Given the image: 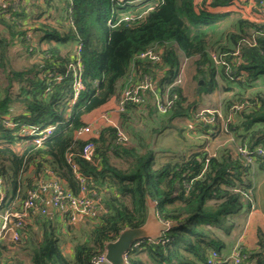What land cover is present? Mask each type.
Here are the masks:
<instances>
[{
    "label": "trees",
    "instance_id": "obj_1",
    "mask_svg": "<svg viewBox=\"0 0 264 264\" xmlns=\"http://www.w3.org/2000/svg\"><path fill=\"white\" fill-rule=\"evenodd\" d=\"M7 1L11 0L0 2V28L6 35L0 33V176L6 190L2 207L17 209L15 196L23 182L27 185L28 180L22 176L30 164L35 173L52 171L63 186L77 192L79 182L67 155L81 174L94 178L96 196L102 204L91 219L80 222L87 224V235L71 240L74 245L70 258L60 247L59 224L44 216L36 218L41 239H27L32 247L29 264H92V258L105 252L106 242L115 240L122 229L145 223L149 201L153 202L157 219L168 223V229L156 242L144 240L137 247L131 246L126 256L128 264H205L212 250L224 258L251 205V167L234 152L223 147L212 155L197 144L196 151L188 157L155 168L153 151L145 147V142L139 144L144 150H137L119 137L118 131H123L120 125H102L91 139L95 146L93 160L87 161L80 156L85 141L76 138L75 131L86 125L82 121L85 114L115 95L118 83L138 81L142 74H148L159 87L158 93L154 90L157 98L162 102L171 100L162 113L167 117L162 128L175 119H188L198 131L215 137L223 132L217 113L206 114L211 118L207 122L194 114L202 95L219 89L207 54L209 45L216 42L223 22L230 19L236 30L229 34V41L238 57L231 60L228 51L218 45L225 53V62L231 63L229 77L240 85L264 80V22L233 18L230 12H206L198 8L195 0H43L44 5L37 4L31 16L33 30L39 36L34 41L47 42L43 49L39 43L31 46L25 21L16 19L27 12H17ZM29 1L33 8L37 0ZM231 2L202 0L201 4L215 7ZM19 4L18 9L25 10L26 6ZM17 42L22 43L28 60L34 57L19 70L12 66L10 54V47ZM76 43L80 45L83 88L73 101V78L68 65L75 60ZM149 49L159 54V61L137 57ZM178 52L193 61L192 79L196 84L192 97L174 83L179 69ZM223 71L224 66V76ZM140 93L152 101L147 104L151 113L159 114L154 92L141 89ZM248 103L234 111L227 102L226 134L232 133L249 149L264 150V96H256ZM14 104L21 105L24 113L12 114ZM138 104L126 103L124 111H135ZM6 117L12 126L3 124ZM47 124L54 128L40 146L27 142L20 134L23 126ZM16 141L24 143L18 150L14 148ZM255 162L264 168V156H257ZM29 188L27 185L19 194V201ZM7 244L23 248L21 234L14 241L9 232L0 241V264H16L5 254ZM239 252L246 255L243 264H264V234L257 232L255 250L239 246Z\"/></svg>",
    "mask_w": 264,
    "mask_h": 264
},
{
    "label": "built area",
    "instance_id": "obj_2",
    "mask_svg": "<svg viewBox=\"0 0 264 264\" xmlns=\"http://www.w3.org/2000/svg\"><path fill=\"white\" fill-rule=\"evenodd\" d=\"M253 3L254 8H256L257 11L260 12L258 14H264V11L262 10L264 0H253ZM79 46V44H75L76 57L75 60L71 61V63L68 65L73 78V101L77 96L79 90L83 88L81 82L82 65L78 57ZM137 57L140 59H147L151 62H156L160 59L159 54L156 53L153 49L140 52ZM224 64L227 65L225 62ZM227 70L230 72V68H228ZM182 73L183 70L179 68L178 74L175 77V84L181 82ZM127 82L128 85L126 84V87L122 88L119 94L117 100V111H123L126 103H141L142 95L140 93V90H152L154 86L153 80L148 74H142L141 79H139L138 81H133L132 79H129ZM156 99L157 110L160 113H165L167 107L171 104V100H164L162 102L160 98L156 97ZM213 112L216 111H202V113L195 115V117L201 121H211V118L207 117L206 114H212ZM217 115L218 117H220L219 113H217ZM227 120L228 118L226 117L224 121ZM101 121L103 125H114L108 113L102 114ZM3 124L7 127L13 125V123L8 119V117L4 118ZM222 126V131L226 132L225 126ZM191 127L192 126H189L188 128ZM53 128V124H47L45 126H23L20 129V134L24 136L27 142H31L36 146H40L45 140H47L51 136ZM97 133L98 130H94V128L88 124L79 127L75 131V137L85 141L80 151V156L87 161L93 160L95 146L91 139L96 137ZM118 135L121 139L126 140L124 134L121 131H118ZM234 153L244 162V164H247L250 167L255 163V158L257 156H264V150L262 148L256 147L254 149H249L245 145H242L240 143L236 146ZM211 154L214 155V153ZM67 161L71 166L75 178L79 182V189L77 192H73L63 186V184L59 181L55 174L48 169H44L43 174H47L49 175V177L47 179L38 180L37 184L40 190H47L50 193L51 206L58 209L60 215L63 218H66L69 222H80L85 220L86 218H89L96 209L102 207V204L100 197L96 196L94 178L92 176H84L83 174H81L78 170L77 165L71 161L70 155H67ZM4 197V181L3 178L0 176V241L3 240L9 232L12 233V240L16 241L20 236L19 229L24 228V225L26 224L25 220L27 219V217L29 215H33L36 217L44 216L46 214V208L43 204V199L40 195V192L37 190V188L34 187L27 189L26 196L18 202V209H15L14 207L3 208L2 202L4 200ZM248 198L251 204V199L249 195ZM162 223L165 225V230L163 231L164 233L168 229V223ZM159 238L140 239L133 243L132 247H137L141 242H144V240L147 242H156ZM132 247L130 248V250L132 249ZM126 256L127 252L123 255L124 264H128ZM244 258H246V255L241 254L239 252V246L235 245L233 249H231L229 254L222 259L219 258L216 251H210L207 255L205 264H219L225 261L229 264H243ZM91 263L109 264L105 258V252L93 257Z\"/></svg>",
    "mask_w": 264,
    "mask_h": 264
},
{
    "label": "rangeland",
    "instance_id": "obj_3",
    "mask_svg": "<svg viewBox=\"0 0 264 264\" xmlns=\"http://www.w3.org/2000/svg\"><path fill=\"white\" fill-rule=\"evenodd\" d=\"M22 0H11V1H7L9 4H12V8H16L17 12L20 13H25L27 12V14L25 13L24 15H21L20 18H18V15L16 16V19L19 22H23L25 21L26 25H24V28H27L25 30L26 32V36L30 37L29 41L32 47H36L37 46V42L34 41V39L38 38V33L36 31H34V26L35 24L32 23L31 20V16H33V10L35 9L36 5H42L43 4V0H37L35 6L32 8L30 2L27 3L24 7L25 10H21L18 9V5H20L19 3ZM44 5V4H43ZM7 16V15H5ZM231 17H240L237 13H231ZM236 30L235 26L233 25V23L230 22L229 20H226L225 22H223L222 26L220 27L218 34L216 36V42L209 45V48L207 50V54L209 56V58L211 59L215 74L214 77L216 78V80L219 82L220 84V88L217 91H214L210 94H205L202 95V100L200 101L198 107L196 108L194 114L197 115L199 113H202V111H206V110H210V111H216L217 113L220 114V119H221V125H224V120L226 118L225 116V111H226V107H223L225 104H227V98L226 97H231L232 94H234L236 92V94H238V97H232L229 98V100L231 101V109L238 110L240 108H243L242 105H244V101L243 99L245 98V100H249L250 97H240L241 93L240 91L242 90L240 88L239 85H231V86H235L236 89H231V91L229 93H227V88L225 87V85L227 86V84L229 85V83H226L224 79L227 78V80H232L234 81L232 78H230L229 76V71L227 70L229 67L228 65H225L224 62V58L222 57L223 52H221V50L219 49V46L224 47L225 51L227 54H229L230 56H235V54H237V50L234 49V46L232 44V41H229V34L234 33ZM3 29L0 28V33L6 37V35L3 33ZM247 31L249 32L250 30L247 29ZM27 44H29V42H27ZM234 51V52H233ZM10 54L12 56V63H13V67L17 70H19L20 68H24L28 65L29 61H33L34 57L30 58L28 60L27 57V53L24 51L23 45L21 42L17 43V46L15 45V47L11 46L10 47ZM16 54H19L16 56ZM214 57V59H213ZM234 58V57H233ZM236 59V58H235ZM227 63V62H225ZM228 64V63H227ZM222 66H224V71L222 75ZM179 68H181L183 70L182 73V80L180 83H178V85L182 86L183 89L192 97L194 96V87L196 84V79H192V74H193V61L189 60V59H184L183 57H180L179 59ZM226 73V74H225ZM225 77V78H224ZM1 79H3L1 77ZM127 82V81H126ZM125 82V83H126ZM237 82V81H236ZM123 84L122 88L126 87V84L128 85V82L126 84ZM254 90H261L260 86H254ZM253 89H249L246 90L244 96L246 94H252ZM263 91V90H262ZM119 92V91H117ZM255 92V91H254ZM120 94V93H119ZM263 96H264V91H263ZM119 97V95H118ZM191 97L189 98V100L191 99ZM149 97L148 96H143L142 101L139 106L138 109H136L134 111V109H130L127 112V109L123 112V111H119L122 113H125V115L127 116V118L130 117L131 118L126 121V123L123 125V131L122 133L124 134L125 138L127 141H130V139L136 138L138 139L140 136V138H144L146 139V143L147 145L145 146L146 148H151V149H155L157 150V147H154L153 145H151L152 143V139L153 138V134L154 135H159L161 130L159 129V123L163 120H166L167 117L158 112L155 115H150L149 114V109H147V104H151L152 101L149 102ZM146 107V109H145ZM122 113H118L120 116ZM119 124V122H118ZM120 125V124H119ZM92 127V126H91ZM162 127V126H161ZM166 127V126H165ZM164 128V127H163ZM183 128H185L183 126ZM188 131V130H187ZM186 130H183V134L181 137V139L179 138L178 140H172L174 139L172 136H168L167 138V146H169V150L165 151V152H161L160 154H158V156L156 157V161H159V156L163 157V158H167L170 161L175 160L176 158H186L189 155H191L194 151H196V146L197 144H201L204 146V148H206L207 152L209 154L214 153L216 154L217 150L215 151V149H221L223 147H228L230 148V150H232V152H235L234 149V145H236L239 142H233L232 139H230L231 137H229V134H226V132H220V134H216L215 137L210 138L209 135L204 134L200 131L195 132V137H191L192 133L191 131H189V133ZM157 132V133H155ZM181 133V132H180ZM232 134V133H231ZM181 135V134H180ZM149 137V139H148ZM209 138V139H208ZM148 139V140H147ZM169 140L171 142H169ZM192 140V141H191ZM134 146L136 147L137 150H144V148L142 149V147L139 145L138 146V141L134 139ZM137 144V145H136ZM200 148V147H199ZM181 150H185V153H181L178 151ZM177 155H179L177 157ZM115 163H118V160L114 161ZM162 161H159L158 163H161ZM120 163V162H119ZM122 163V162H121ZM155 165V164H154ZM154 167V166H153ZM26 173V172H25ZM97 210V209H96ZM91 218V216L89 217ZM64 221V225L60 226L59 228V232H61L60 234V247L63 251V253L66 255V257L68 258L70 256V254L72 253V248L74 245V242L71 241L73 238L75 237H81L82 239L85 238V236L87 235L86 229L87 227H84L78 223L83 222H69L67 221L66 218H63ZM35 230H33L31 232V238H34L36 241L41 239V235L39 233V231L34 232ZM24 247L21 248V246H11L9 244L8 245V249L5 252L6 256L11 257V262L16 263V264H29L30 263V250H31V246H29V244H26L25 242H23Z\"/></svg>",
    "mask_w": 264,
    "mask_h": 264
},
{
    "label": "crops",
    "instance_id": "obj_4",
    "mask_svg": "<svg viewBox=\"0 0 264 264\" xmlns=\"http://www.w3.org/2000/svg\"><path fill=\"white\" fill-rule=\"evenodd\" d=\"M6 0H0L1 3H3ZM202 0H195L198 8L205 10L206 12H210V13H222V12H230V13H237L242 19L244 20H248L250 22H264V14L260 15L258 13H260L259 11H257L256 8H254V3L253 0H232V2L229 5H225V6H209V5H202L201 4ZM24 5H26L28 2V0H22L21 1ZM264 11V8L262 9ZM43 20V19H41ZM53 20V19H52ZM27 29V28H26ZM39 39V36L38 38ZM36 40V39H35ZM18 43V42H17ZM17 43L15 44L17 46ZM39 43V46L41 48H46L47 47V42L46 40H42L41 42H37ZM72 45V44H71ZM180 57H183L180 52H178ZM19 54H16V56ZM234 57V58H233ZM238 57V54H235V56H230V59L233 60L235 58ZM180 59V58H179ZM227 64V63H226ZM228 67L231 68V63L228 62ZM226 83H229V85L227 84V86L225 85V87L227 88V93H229L231 91V89H236L235 86H231V85H239L240 88L242 89L240 91L241 96L240 97H250L249 100H255L256 96L259 95H263V91H264V80L262 78L257 79L255 82L250 83V85L247 84H243L240 85L238 82L236 81H232V80H227L224 79ZM218 83V87L220 88V84ZM123 81H121L120 83H118L117 85V90L115 95H113L107 102H105L104 104H102L101 106L95 108L94 110L90 111L89 113L85 114L82 117V121L84 124H88L91 125L94 130H98L102 125V121H101V116L102 114L108 113L110 119L113 122V126L114 127H118L119 124L120 126L123 128V125L126 123V121H128L131 118V115L129 118H127V116L125 115L123 117V115L121 114V116L118 113H121L119 111H117V100H118V95L121 92V88L123 85ZM153 89L152 91L155 94V91L158 93L159 92V87H157L156 83H153ZM254 86H260L261 90H254ZM249 89H253V93L252 94H245L246 90ZM155 90V91H154ZM263 90V91H262ZM119 91V92H117ZM217 91V90H216ZM238 94H236V92L234 94H232L231 97H226L227 98V102L230 101L229 98L232 97H238ZM157 97V94H155V98ZM249 100H245V98L243 99L244 103L247 104L249 102ZM151 100H149L150 102ZM231 102V101H230ZM249 104V103H248ZM227 104H225L223 107H225ZM146 109V107H145ZM147 109H149L147 107ZM130 110V108H129ZM126 113H128V111ZM234 110V109H232ZM11 111L12 114H20V113H24V108L21 105L18 104H14L11 107ZM129 114V113H128ZM149 114L150 115H155L156 113H151V111L149 110ZM119 122V124H118ZM167 123L166 120H163L159 123V129L161 130L160 134L158 135H154L153 134V138L152 139V143L151 145H153L154 147H157V150H155L154 148L150 150L153 151V156H154V164L153 165L155 168L162 165L165 162L170 161L169 159H167L166 157H160L159 156V161H162L161 163H158L159 161H156V157L158 156V154H160L161 152H165L169 150V146H167L168 142H167V138L168 136H172L174 139L172 140H178L179 138L181 139L182 134H183V130H188L187 132L189 133V131H191L192 134L191 137H195V132H198V129H196L192 122H190L188 119H175L172 122H170V124H167L164 128H162V124ZM183 126L185 128H183ZM189 126H192L191 128H188ZM123 130V129H122ZM181 132V133H180ZM157 133V132H155ZM181 134V135H180ZM229 137H231L233 142H239V139H237L233 134H229ZM141 137V136H140ZM133 138L130 139V141H128V144L131 146H134V139L137 140L138 142V146L140 144V142H146V139L144 138ZM184 138V137H183ZM149 139V137H148ZM147 139V140H148ZM192 141V140H191ZM169 142H171L169 140ZM23 142H19L16 141L14 148L15 149H20L21 146L23 145ZM239 143H237L236 145H234V147L236 148V146ZM137 145V144H136ZM147 145V144H146ZM196 146V145H195ZM135 147V146H134ZM228 148V147H227ZM218 151L219 149H215V151ZM230 150V148H229ZM232 151V150H231ZM235 151V149H234ZM181 153H185V150H181L178 151ZM215 153V152H214ZM179 155H177L178 157ZM177 159V158H176ZM256 163V162H255ZM253 164L251 166V188L249 190V197L251 199V208L248 211L247 216L245 217V219L241 220L242 224H241V228L239 229V233L237 235V237L235 238V240L233 241V243L228 247L229 249H227V251H225L227 254L226 256L229 254V252L231 251V249H233V247L235 245H239L240 248H243L247 251H251V250H255L257 247V232L260 231L264 234V168H262L261 166H259L257 163ZM26 173H24V175L22 176V179H26L28 180L27 185L37 188V190L40 192V195L43 199V204L46 208V214L44 215V217H46L47 219H51L53 222H56L59 224V226L64 225V221L62 219V216L60 215V212L58 209L54 208L51 206L50 204V193L47 190H40L38 187V180L41 179H47L49 177V175L47 174H43V171L41 170L40 172H34V167L33 165H28L26 171ZM56 176V175H55ZM57 177V176H56ZM26 182H23V186L19 191V194L25 192V186ZM5 188V187H4ZM6 191V190H5ZM19 194L15 196V198L17 200H15V204L14 206L17 207V209L19 208L18 202H19ZM153 204L150 203L149 201V211L148 214H150V216H152L153 218H156V214L154 211V208L152 207ZM43 217V216H41ZM36 218H40L33 216V215H29L27 217V219L25 220L26 224L24 225V228L21 229V238L23 242H27V239L31 236H29V234L35 230L39 231V233L41 232L40 228L36 225L35 220ZM91 219V218H89ZM160 221V220H159ZM75 223V222H74ZM77 223V222H76ZM84 227H87L86 223H78ZM88 228V227H87ZM148 231H153L154 227L153 224H148ZM156 230L157 227H156ZM158 232V231H157ZM156 233V231H155ZM71 255V254H70ZM144 257H146L145 254H143ZM225 256V257H226ZM70 258V256L68 257ZM251 264H255L254 262H251Z\"/></svg>",
    "mask_w": 264,
    "mask_h": 264
},
{
    "label": "water",
    "instance_id": "obj_5",
    "mask_svg": "<svg viewBox=\"0 0 264 264\" xmlns=\"http://www.w3.org/2000/svg\"><path fill=\"white\" fill-rule=\"evenodd\" d=\"M198 83L202 84V81L199 80ZM150 203L153 204L152 201ZM148 224H153V231H148ZM156 227L158 230H156ZM164 230L165 225L161 221L147 214L145 223L142 226L124 228L119 232L115 240L106 242L105 258L109 264H124L123 255L130 250L134 241L159 238Z\"/></svg>",
    "mask_w": 264,
    "mask_h": 264
}]
</instances>
